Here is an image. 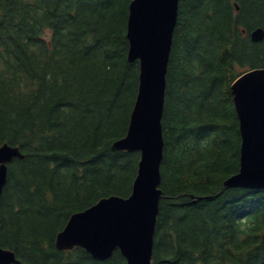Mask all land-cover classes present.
Returning a JSON list of instances; mask_svg holds the SVG:
<instances>
[{"label":"trees","instance_id":"16d2710c","mask_svg":"<svg viewBox=\"0 0 264 264\" xmlns=\"http://www.w3.org/2000/svg\"><path fill=\"white\" fill-rule=\"evenodd\" d=\"M131 1L0 0V145L25 154L0 203V246L14 264H127L119 251L61 250L56 236L74 212L132 192L140 152L112 148L139 87ZM258 26L264 0H180L153 264H264V189L224 188L242 142L231 85L264 67Z\"/></svg>","mask_w":264,"mask_h":264},{"label":"water","instance_id":"95a60500","mask_svg":"<svg viewBox=\"0 0 264 264\" xmlns=\"http://www.w3.org/2000/svg\"><path fill=\"white\" fill-rule=\"evenodd\" d=\"M179 3L180 0H132L129 5L128 60L139 61V87L127 133L116 139L112 148L140 151L137 175L129 196L102 197L74 212L57 233L56 245L61 250L79 246L98 260H106L120 250L127 264H153L163 196L160 185L167 74ZM251 38L254 42L263 41L264 27L252 29ZM231 89L242 142L239 171L224 181V188L264 189V67L246 71L232 83ZM24 157L17 146H0V203L9 164ZM13 263H20L16 252L0 246V264Z\"/></svg>","mask_w":264,"mask_h":264},{"label":"rangeland","instance_id":"374dc122","mask_svg":"<svg viewBox=\"0 0 264 264\" xmlns=\"http://www.w3.org/2000/svg\"><path fill=\"white\" fill-rule=\"evenodd\" d=\"M252 21H253V20H252ZM133 71L135 72V69H134ZM133 107H134V106H133ZM132 110H133V109H132ZM131 112H132V111H131ZM130 194H131V193H130ZM130 194H129V195H130ZM129 195H128V196H129ZM123 197H127V196H123Z\"/></svg>","mask_w":264,"mask_h":264}]
</instances>
